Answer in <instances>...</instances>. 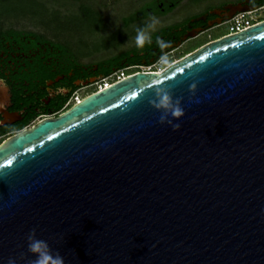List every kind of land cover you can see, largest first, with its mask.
<instances>
[{"label": "water", "instance_id": "95a60500", "mask_svg": "<svg viewBox=\"0 0 264 264\" xmlns=\"http://www.w3.org/2000/svg\"><path fill=\"white\" fill-rule=\"evenodd\" d=\"M33 228L64 264H264V20L2 139L0 264Z\"/></svg>", "mask_w": 264, "mask_h": 264}, {"label": "flooded vegetation", "instance_id": "af4514ba", "mask_svg": "<svg viewBox=\"0 0 264 264\" xmlns=\"http://www.w3.org/2000/svg\"><path fill=\"white\" fill-rule=\"evenodd\" d=\"M181 1L148 0L143 3L145 11L142 14L146 17H140L136 14L137 17L135 19L131 18L127 24H132L136 19L138 21L147 18L151 21L152 17L158 19L178 6ZM235 4L254 7L253 3L246 0L223 4L219 7H212L190 14L181 21L170 25L172 28L166 32L160 31L168 26L150 32L152 43H146L142 49L136 46L137 33L134 31L127 36L123 43H119L113 48L95 52L97 58L92 62L79 60V63L91 66L90 69L81 67L78 70L79 75H87L82 79L71 80L72 72L67 61L65 59L55 60L49 56L45 57L47 51L45 49H36L30 55L23 53H15V55L10 56L3 55L0 59V141L17 131L28 128L40 115L55 116L66 110L71 106L67 102L71 92L75 91L74 96L77 97V100L87 95L95 86L94 83L101 77L98 72L100 61L113 56L117 57V63L111 67L110 74L120 68H126L128 74L138 72V66L141 65H151V71L159 70L160 72L165 68H161L157 63L162 55H168L173 63L200 46L225 36L226 32L211 36L209 31L221 25H228ZM157 38L165 43V47L161 48L159 46ZM36 57L41 61L47 59L45 62L47 71H37V73L32 71L34 75H32L33 78L30 82L25 81L23 78L19 79L30 72L25 62L29 65ZM57 69L60 72L56 74ZM52 73L55 74L51 76ZM69 81H72L73 91H70L71 87L67 84ZM31 83L34 86L33 89L28 88ZM82 88L85 89L83 93L77 95V91ZM14 90L18 92V96H13ZM63 98H65L64 105L67 107L59 113H54L52 111L53 104ZM73 102L75 101L73 100Z\"/></svg>", "mask_w": 264, "mask_h": 264}, {"label": "rangeland", "instance_id": "374dc122", "mask_svg": "<svg viewBox=\"0 0 264 264\" xmlns=\"http://www.w3.org/2000/svg\"><path fill=\"white\" fill-rule=\"evenodd\" d=\"M148 0H12L0 3V27L20 30H31L46 37H65L82 62L97 58L95 50L106 43H123L127 36L151 23L144 19L128 25L137 16H144L143 3ZM232 2L235 0H226ZM212 0L211 4H216ZM207 3L200 0H182L178 6L159 17L155 29L173 25L184 17L205 9ZM97 10L99 22L85 23L81 15V7ZM146 17V16H144ZM226 25L209 31L211 36L225 33ZM91 55V56H90ZM90 56V57H88ZM84 88L77 91L82 94Z\"/></svg>", "mask_w": 264, "mask_h": 264}, {"label": "trees", "instance_id": "16d2710c", "mask_svg": "<svg viewBox=\"0 0 264 264\" xmlns=\"http://www.w3.org/2000/svg\"><path fill=\"white\" fill-rule=\"evenodd\" d=\"M9 1H12V0H0V3H7ZM200 1H205L207 3L204 9L206 10L212 7H219L227 3H234V2L246 1V0H235L232 2H228L226 0H217L218 2L216 4H211L210 2L212 0H200ZM248 1L253 3L254 7L264 4V0H248ZM80 10H81V15L83 16V20L85 21V23L86 22L93 23V22L100 21L99 13L97 12V10L92 9L90 7H86V6L81 7ZM171 28L172 26H168L166 28L161 29L160 32H166L170 30ZM65 40H66L65 37L54 36L52 35V33H51V37L49 38V37H46L42 33H38L35 31H31V30H20V29H14V28H9V27L8 28L0 27V59L5 54L8 56L15 55V53H19V54L23 53L26 55H30L34 53L36 49H39V50L45 49L47 50L45 57L49 56L51 58H54L55 60L65 59L67 61V63L69 64L68 67L71 68V72H72L71 80L78 79V78L80 79L85 78L87 75L86 74L79 75L78 70H80L81 67H86L87 69H90L91 66L79 63L78 61L80 59L76 55L75 51L72 49V44L68 43ZM117 44H119V42H114L110 44L106 43L104 46H100L99 49L95 50V52L102 50V49L113 48ZM46 60L47 59L41 61L36 57L32 60V63H30L29 65L27 62H25L26 63L25 65L28 67L27 69H29L30 72L24 74V76H21L19 79L23 78L25 81L30 82L33 78L32 75H34L32 71H36V73L37 71L38 72L47 71L46 63H45ZM93 60L95 59H92L91 61H87V62H92ZM116 63H117V57H114V56L109 57L103 61H100L98 63V67H99L98 72L99 74H101L100 79L110 74L111 67L115 65ZM59 72H60L59 69L55 71L56 74ZM63 72L65 71L63 70ZM55 73H52L51 76ZM67 84L69 87H71L72 81H69ZM28 88L29 89L34 88L32 83L31 85H29ZM70 91H73V87H71ZM94 91H96L95 86H93V88L88 93H91ZM74 94H75V91L71 92V95L69 96V99L67 101L68 103H70V105L74 103L72 99ZM18 95H19L18 92L14 90L13 96L15 97ZM64 101H65V98L60 99L59 101L54 103L52 107V111H54V113H59L60 111L64 110L67 107L64 105Z\"/></svg>", "mask_w": 264, "mask_h": 264}, {"label": "clouds", "instance_id": "9594fccd", "mask_svg": "<svg viewBox=\"0 0 264 264\" xmlns=\"http://www.w3.org/2000/svg\"><path fill=\"white\" fill-rule=\"evenodd\" d=\"M157 23H159V21L155 17H152L151 23L147 24L144 28L136 29L137 35L135 43L137 48L142 49L146 43H152V38L147 30L154 28ZM157 43L161 48L165 47V43L159 38H157ZM157 63L161 68H164L170 66L172 61L169 59L168 55L165 54L160 57ZM154 86L153 98L149 100V103L161 113L159 116V123H167L171 125L173 130L179 129L180 124L173 123V120L169 119V116L179 119L184 115V109L180 106L182 98L174 97L172 89L166 86L164 82L157 81ZM26 240L27 252L31 253L35 258L26 259L25 253H20L18 259L25 260V264H64V259L58 251L54 252L46 240L37 238L35 228L29 231ZM7 264H17V258L9 257Z\"/></svg>", "mask_w": 264, "mask_h": 264}, {"label": "built area", "instance_id": "2783aa9c", "mask_svg": "<svg viewBox=\"0 0 264 264\" xmlns=\"http://www.w3.org/2000/svg\"><path fill=\"white\" fill-rule=\"evenodd\" d=\"M264 20V4L256 7H251L249 9L234 12L229 20L227 25V34H231L234 32H237L239 30H242L246 27H249L255 23H258L260 21ZM152 66L150 65H141L138 66V72H154L151 71ZM155 72H159V70H156ZM136 72L127 73L126 68H120L108 76L98 80V82L94 83L96 86V90L101 89L102 87H106L126 76H129L131 74H134ZM72 99L74 101H77V97L73 96ZM47 117V115H40L38 116L35 121Z\"/></svg>", "mask_w": 264, "mask_h": 264}, {"label": "snow or ice", "instance_id": "6c2138e0", "mask_svg": "<svg viewBox=\"0 0 264 264\" xmlns=\"http://www.w3.org/2000/svg\"><path fill=\"white\" fill-rule=\"evenodd\" d=\"M201 59H203V57ZM133 95L135 96V93H133Z\"/></svg>", "mask_w": 264, "mask_h": 264}]
</instances>
